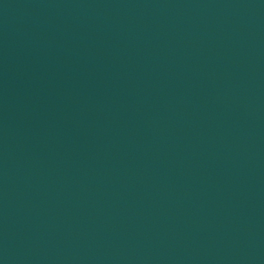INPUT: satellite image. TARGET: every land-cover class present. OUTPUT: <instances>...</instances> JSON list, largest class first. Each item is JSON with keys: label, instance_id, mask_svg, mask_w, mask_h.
Instances as JSON below:
<instances>
[{"label": "water", "instance_id": "95a60500", "mask_svg": "<svg viewBox=\"0 0 264 264\" xmlns=\"http://www.w3.org/2000/svg\"><path fill=\"white\" fill-rule=\"evenodd\" d=\"M0 264H264V0H0Z\"/></svg>", "mask_w": 264, "mask_h": 264}]
</instances>
